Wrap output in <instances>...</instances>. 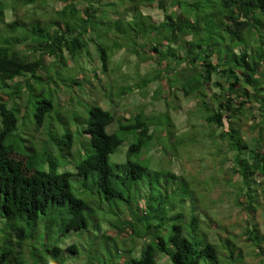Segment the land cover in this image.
Returning <instances> with one entry per match:
<instances>
[{
  "label": "trees",
  "instance_id": "trees-1",
  "mask_svg": "<svg viewBox=\"0 0 264 264\" xmlns=\"http://www.w3.org/2000/svg\"><path fill=\"white\" fill-rule=\"evenodd\" d=\"M53 2L59 9L47 10ZM107 2L9 0L0 11V264H113L111 249L123 254L117 264H157L160 255L169 264H264L258 222L264 221V0ZM112 4L118 8H109ZM31 6L44 9L43 24L26 17ZM141 6L161 12L163 20L152 22ZM6 9L25 15L8 23ZM29 10L35 18L37 10ZM26 21L22 37L11 38ZM22 42L35 46L20 53L15 46ZM90 48L99 62L91 68ZM122 49L136 59L114 68L111 57ZM44 57L53 61L44 63ZM143 64L147 78L138 73ZM122 65L138 75L115 90L111 71ZM151 84V101L161 102L162 112L138 107L114 120L110 111L90 105L83 130L75 133L71 127L76 87L113 102L134 86L145 94ZM60 91L67 106L63 111L56 101ZM178 92L194 102L188 110L190 143L200 134L194 145L207 150L202 141H210L221 165L232 164L227 175L240 185L233 203L245 213L238 236L232 224H215L206 210L204 226L194 214L189 221L184 212L172 214L177 203L190 199L187 182L135 160L152 148L167 158L183 144L175 125L172 131L163 125L177 111ZM242 120L249 124L241 126ZM114 121L116 129L109 131ZM27 128L33 138L40 131L44 135L39 147L19 135ZM76 143L81 150L70 152ZM122 146L125 160L113 166L110 157ZM103 223L106 229L89 243V232ZM215 230L217 242L208 239ZM81 232L87 246L75 241L62 248L67 234L80 239Z\"/></svg>",
  "mask_w": 264,
  "mask_h": 264
},
{
  "label": "rangeland",
  "instance_id": "rangeland-1",
  "mask_svg": "<svg viewBox=\"0 0 264 264\" xmlns=\"http://www.w3.org/2000/svg\"><path fill=\"white\" fill-rule=\"evenodd\" d=\"M110 1L112 3L113 0H106ZM169 1V0H168ZM107 2V3H110ZM9 7V0H0V11L4 10L3 8ZM37 6V5H36ZM36 6H31L29 9L32 10V8L37 10V15L35 18L31 16L32 12L29 9H25L26 12V17H30L33 20L41 21L40 24H43L46 19L45 17V12L44 9H38ZM118 8V6H114L113 4L109 6V8ZM52 8V9H51ZM58 10L59 9V4L57 2L51 3L48 7L47 10ZM140 11L143 12L144 14L149 15L150 20L154 23L161 22L163 20V15L159 11H154L152 9L146 8V7H140ZM5 20L6 22L9 23V20H15V19H22L25 14L22 12H16L11 9H6L5 10ZM111 18L114 20L119 19L118 16L112 15V13L108 14ZM133 14L131 12H128L126 15L127 20H131ZM25 26L23 27V24L21 27L18 28L16 35H10L11 38H21L22 37V32L24 29L29 24V21L25 22ZM6 31V29H4ZM9 33V29L7 30ZM9 36V34H8ZM127 45V43H126ZM35 45L30 44V42H22L20 45L15 46V49L19 51L20 53L24 52V48H33ZM131 48L130 45L125 47V50H128ZM91 50V48H90ZM92 52V62L88 65L89 68L91 66H98V58L97 55L94 53L93 50ZM129 59L127 55L122 50H117L116 53L111 57V64L115 68L118 64H121L123 61L128 62L130 61H135ZM53 61V59L49 57H44V63H49ZM131 65L134 64V62H130ZM93 64V65H92ZM127 65V64H126ZM73 65H70L72 67ZM111 66V67H112ZM125 65L121 66L122 70H113L111 73H114L115 76H110V82L113 85V88L115 90H118L119 88L131 85L132 77L131 76H137L138 73L139 75L142 76V78H147L149 77V72L148 70H145L147 68L146 64H143L138 67V73H135V71L131 70L129 68V71L127 72V68L124 67ZM110 73V74H111ZM135 78V77H134ZM129 79V80H128ZM8 84H11V82H8ZM137 87V86H136ZM155 85L151 84L146 88L145 94H143V91L141 90H136L135 86L134 89L129 95H125L124 98L122 99H113L112 101L107 100L105 97L102 96L100 92L97 93H87V94H82L83 89L76 87V92H75V99L76 102L74 103V108L69 114V119H70V125L75 131V133L80 132L83 130L85 127L84 121H86L87 118V109L90 105H98L100 106L103 110L110 111L113 116L114 120L118 119V117H128L130 113L133 110L139 109L138 107H143V111L145 113H150L153 110L157 112H162L164 108L161 105V102L157 103H152V91L154 89ZM152 95V96H151ZM177 98L180 101L179 106L177 108V111H171L170 116L171 120L166 121V123L163 122V125L165 128L169 126V130L172 131L174 130V125L176 127V130L178 131L177 137L182 140V145L179 147L174 148V151L171 149L170 151L172 152L173 155L170 157L163 156V154H156L152 149H148V151H144L141 154L137 155L135 157V160L140 159L142 164L148 165L152 169H160L161 171L163 170H168L172 171L174 174L179 175L184 182H187L188 184V189L190 191L189 194V200H187L184 205L182 202H179V204H176V207H174L172 214L177 213V212H184L185 216H187L186 220L189 221V216L191 214H194L195 216H198V218L201 221V226H204V222H206L205 217L203 216L204 210L207 211L208 214L212 218L215 219V224H217V221L220 222V220H225L227 225L232 224L233 225V232L234 235H239L241 233L240 229L238 228V225L242 223L243 219L245 218V213L241 211V206L234 205L233 200L238 193L239 184H236L235 180H232L229 178L227 175V168H230L232 165L230 161H227L225 165H221V162L219 160L221 159L220 153H216L215 148L212 146L210 147V141H202L204 146H207V150L203 149L201 145H194L195 142L201 138L202 136L200 134H197L198 136L194 137V143H190V138L193 137L191 134V126L190 120H189V115H188V110L193 109L194 102L189 101L186 98H182V95L180 92L177 93ZM65 100V93L60 91L57 93L56 101L59 106V108L63 111L64 109H67L66 104L64 103ZM32 115V114H31ZM191 119L193 120V117L191 116ZM117 122L114 121L107 129L112 131L113 129H116V124ZM159 120L156 121L157 125L156 127H159L158 125ZM249 122L246 120H242L240 122V125L245 127V125H248ZM160 126H162V123H160ZM206 127V126H205ZM34 126L33 129L34 130ZM31 129L27 128L25 132L20 133L19 135L32 140V145L31 147L35 144V146L39 147V144L41 143L42 139L44 138V135L41 133L34 134V138L32 137ZM207 129V128H206ZM226 129V124L224 126V130ZM193 130V129H192ZM168 131V130H167ZM201 132L200 130H198ZM255 134V133H254ZM256 135V134H255ZM88 139V138H87ZM27 145H29V142H26ZM192 144V145H191ZM66 150V149H65ZM81 148L78 146L76 143L70 152L76 153L77 151H80ZM55 151V150H54ZM169 151V150H167ZM56 152V151H55ZM54 152V153H55ZM126 152V146H122L119 148V150L113 154L110 157V162L112 163L113 166L122 164L124 162L125 157L124 153ZM66 153V152H64ZM70 156V154H67ZM84 155V154H83ZM176 156V157H175ZM70 162H72V158H69ZM169 161H171L169 163ZM117 163V164H116ZM222 168V171H218V169ZM60 171V170H59ZM215 180H219L220 182L218 183L217 186H215ZM182 181V182H183ZM170 184V183H169ZM182 183H180L181 185ZM183 188H185V185H182ZM172 184L167 185V191L171 190ZM178 189V188H176ZM258 191V190H257ZM224 192V200L216 204L215 202L217 199L220 198V193ZM142 195H145L143 193ZM257 198H259V201L261 200V194L260 192L256 194ZM263 204V201H260ZM214 203V204H211ZM171 213V212H170ZM259 222V228L261 233L264 235V221L258 220ZM234 223V224H233ZM105 223L101 224L100 229L98 230H91L89 232V243H92L93 240L96 237V233L102 234V229H106ZM171 224V223H170ZM237 224V225H236ZM229 226V225H228ZM108 228V227H107ZM219 227L216 229L218 230ZM217 230L213 231V233L208 236V239L212 240L213 242H217L218 239V234L216 233ZM76 234H67L66 238L63 239V244L62 248L65 249L68 247L72 242L78 241L76 243L77 245H83L85 247V234H82L80 239L75 236ZM239 244V242H237ZM142 245V244H141ZM141 245L138 246V249H136L135 254L137 255V251H139V248ZM243 248L244 245L240 244ZM87 246V245H86ZM172 250V248H171ZM112 254L111 260L115 259V263L119 260L120 256L117 253L116 250L111 249ZM103 253V252H102ZM140 253V252H139ZM138 253V254H139ZM67 254V251H66ZM94 253H92L93 255ZM83 255V254H81ZM75 256L73 255V258ZM91 257V256H90ZM129 258V257H128ZM87 259V258H86ZM245 261H250V258H244ZM91 264H97L96 260H91ZM113 263V264H115ZM64 264H78L76 261H70L66 262ZM117 264V263H116ZM157 264H169V259L165 255H160L157 258Z\"/></svg>",
  "mask_w": 264,
  "mask_h": 264
}]
</instances>
